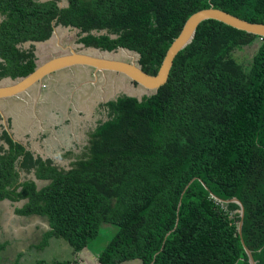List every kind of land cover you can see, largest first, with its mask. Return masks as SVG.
<instances>
[{
	"label": "trees",
	"instance_id": "obj_1",
	"mask_svg": "<svg viewBox=\"0 0 264 264\" xmlns=\"http://www.w3.org/2000/svg\"><path fill=\"white\" fill-rule=\"evenodd\" d=\"M210 6L264 23V0H0V80L32 72L35 43L57 25L86 48L134 51L155 74L187 17ZM256 41L249 64L237 62ZM101 106L88 153L67 168L1 129L0 201H23L17 214L45 216L46 238L74 251L116 225L101 264H249L238 204L215 199L236 197L241 238L264 264V37L203 20L165 84Z\"/></svg>",
	"mask_w": 264,
	"mask_h": 264
},
{
	"label": "rangeland",
	"instance_id": "obj_2",
	"mask_svg": "<svg viewBox=\"0 0 264 264\" xmlns=\"http://www.w3.org/2000/svg\"><path fill=\"white\" fill-rule=\"evenodd\" d=\"M64 4H66V1L60 2V5ZM56 30L59 36V44H73L74 47L77 46L89 52L97 51L96 49L91 47L86 48L80 47L78 45L79 43H77V39L79 34L77 29L68 26L57 25ZM104 32L105 31H102V33ZM257 45L258 41L250 46L244 47L242 50L233 52L232 56L237 60V62L247 66ZM62 50L63 49L57 44L56 37L53 35L48 40L36 43L33 54L37 64H39L40 62L47 59L50 55L59 53ZM103 53H106L109 56H113L115 58L117 57L124 60L130 59V57L127 56V54H130V52L120 49H115L109 53ZM81 67H74V70L76 71V69H80ZM71 70L73 71V68ZM62 74L68 75L69 70L64 69L62 71ZM105 74H107L108 77L105 81H102V78L99 77L93 82L81 84L80 90L90 89V96L92 97V99L91 102L83 106V109H80L74 115L78 118L80 117V121L78 120V118L77 120H74V117L71 118L72 120H74L72 124L69 122V119L65 116L64 113L66 103L63 96L64 93L68 94L70 92V90L72 89V84H75L74 80H71V78H67V81L65 80L66 82L63 83L60 81V78H46V87H44V90L42 89V91L44 92L41 93L39 101H36V116L39 118V120L38 118L37 120L32 119L33 117L30 115V111L33 106V100L31 96L27 98L28 103L21 102L16 105V110L22 109L24 117V120L21 119L23 130H20L19 134L24 135V133H27L28 138H25V136H23L24 139H28L32 146L37 147L38 150L47 151L48 154H52V156L55 157L56 160L57 158H60V161H62L63 163H61L60 161L56 162H59L66 168L68 167V164L71 160L86 155L88 153L87 147L90 139L89 136L93 131L96 122L98 121L95 118L105 117V112L103 110V107L101 106V104L104 103V100L113 98L121 93L139 97L142 94L148 92L138 84H134L125 76L117 75L114 72L110 71H106ZM93 78H91L90 80H92ZM45 89L47 91H45ZM103 91H105V94L102 98ZM49 92H52V95L48 94ZM100 92L102 94L101 97ZM54 94H58L59 97H57V95L54 96ZM7 102L10 103L9 99ZM47 102H49V104L46 108H44L43 106ZM97 102L100 105V114L95 112V109H93L94 103L98 104ZM96 108H98V105ZM68 110L70 111L71 109ZM81 117L87 118V121H84ZM26 130L28 131L25 132ZM29 131H31L32 135ZM36 132L38 133V135L35 134L36 136L33 137L34 133ZM87 133L90 134L88 135ZM37 142H40L41 145H37ZM49 142H52L55 145V147L51 151H48L47 144ZM38 185H40V183H38ZM22 203L23 201L16 202L18 206H20ZM0 208L1 210L3 209L2 206H0ZM4 209L8 212V209ZM7 212H3L2 215L0 214V219L5 220ZM48 230L49 228L46 231L42 232L39 237H37V235H33V237H31L33 240L29 242V248L26 249L20 256V262H22L23 264H81L80 257L85 258V256L83 255L85 254L86 257L88 255L90 259L87 260V263L84 262V264H99L98 255L105 244L117 231V226L111 223L103 222L100 226L98 235L93 239H89L86 249L88 251L87 253L86 250L83 249L80 250L79 253H75L68 242L62 237L52 235L46 238V233ZM0 231L2 232L1 228ZM32 234L33 232L31 233V235ZM15 238L17 237L15 236ZM2 239L13 240V238L11 236H8L7 234L1 236L0 241ZM13 254L17 258H13ZM78 254H80V256ZM16 260H18V254L14 253V248H12L11 250L8 248V250L2 252V264H13ZM120 264H141V262L138 259H130L121 262Z\"/></svg>",
	"mask_w": 264,
	"mask_h": 264
},
{
	"label": "water",
	"instance_id": "obj_3",
	"mask_svg": "<svg viewBox=\"0 0 264 264\" xmlns=\"http://www.w3.org/2000/svg\"><path fill=\"white\" fill-rule=\"evenodd\" d=\"M206 19H215L234 28L264 37V23L247 21L213 6L201 8L187 17L179 34L173 39L170 46L166 50L157 72L155 74H149L143 71L136 62L139 56L138 53L127 50L124 47H118L117 49L130 52V54H127V56L130 57L129 60L109 56L103 52L109 53L111 51L100 50L98 48H94L97 50L96 52H89L83 49H75L72 44H67L65 46L59 44V36L56 30L57 26H54L51 37L53 35L56 37L57 44L65 52L58 55H53L51 58H48L40 64H37L34 70L28 73L26 76L18 77L15 80H11V82L7 84H3V81H0V99L17 96L19 93L24 92L36 84H41L44 86L43 80L47 75H50L55 71L77 65L92 68L94 73L93 75H95V77L98 72L104 73L105 71H110L116 73L117 75L127 77L130 81L138 84L147 91H156L160 86L166 83L176 54L192 41L193 37L195 36L197 26L200 22ZM78 45L80 47H84L81 43ZM6 130L9 131L8 128H6ZM14 141L18 140L14 138ZM215 199L223 204L229 202H235L238 204L240 218L237 224V230L240 235L244 251L247 255L248 263L256 264V261L252 255V251L244 244V241L241 238L244 216L243 204L236 197L226 200L217 197H215Z\"/></svg>",
	"mask_w": 264,
	"mask_h": 264
},
{
	"label": "crops",
	"instance_id": "obj_4",
	"mask_svg": "<svg viewBox=\"0 0 264 264\" xmlns=\"http://www.w3.org/2000/svg\"><path fill=\"white\" fill-rule=\"evenodd\" d=\"M39 43V42H38ZM45 61V60H44ZM36 62V59H35ZM43 62V61H42ZM41 63V62H40ZM39 63V64H40ZM37 64V62H36ZM77 67V66H75ZM81 67V66H78ZM72 69V68H70ZM69 70V69H68ZM72 70H69V74L70 75H64L62 74L61 70H59V75H63L62 78L58 75H51L49 78H60V81L65 83L67 80V78H71V80L73 79L75 84H72V89L70 90V92L64 93V100L66 103L65 106V116L69 119V122L72 124L74 120H77L78 117L74 116L80 109H83V106L87 105L89 102H91L92 97L90 96V89H81V84L87 83V82H92V80L90 77H88L89 73H90V68L89 67H81L80 69H76V71L74 70L73 67V72H71ZM55 76V77H54ZM57 76V77H56ZM59 76V77H58ZM16 79V78H15ZM12 78H2L3 84H7L10 83L11 80H15ZM96 80V78H94ZM66 80V81H65ZM70 81V80H69ZM43 84H46V80H43ZM46 87V86H45ZM42 89L44 90V86H42L41 84H36L35 86L25 90L24 92L19 93L17 96L14 97H7V98H3L0 99V131L1 129H5L8 128L9 133H13V138L19 140H21V143L26 145V142L28 139H24L23 136H25V138H28V134L24 133V135L19 134L20 130L22 129V120H24L23 117V112L22 109H18L17 108V104L24 102V103H28L27 98L31 96L32 100H33V106L32 109L30 111V115L33 117L32 119L37 120V116H36V101H39L40 95L42 92ZM47 91V90H45ZM48 94L52 95V92H49ZM104 94V93H103ZM58 94H54V96ZM60 95V94H59ZM102 95V94H101ZM100 95V97H101ZM14 98V99H11ZM103 98V95H102ZM9 99L10 103L7 102ZM41 100V99H40ZM6 102V103H4ZM52 102V101H51ZM49 102L45 103V105L43 106L44 108H46L48 106ZM71 104V105H70ZM71 107H70V106ZM95 105V103H94ZM93 105V106H94ZM86 108V107H85ZM13 109V111H12ZM68 109H71L70 111ZM10 110V111H9ZM67 113V115H66ZM74 117V120H72L71 118ZM19 118V119H18ZM82 118V117H81ZM84 121H87V118H82ZM97 119V118H95ZM39 120V118H38ZM78 120L80 121V117L78 118ZM28 130H26L25 132H27ZM30 134L32 135L31 131H29ZM38 135V133H34L35 137L36 135ZM30 137V136H29ZM29 143V149L35 151L36 154L41 155L43 158L45 157H52L54 159V161H60V158H56L52 156V154H48L47 151H40L38 150L37 147H33L32 144L30 143V141H28ZM37 145H41L40 142L36 143ZM48 146V151L53 150V148L55 147V145L52 142H49L47 144ZM41 147V146H40ZM58 152V151H57ZM56 152V153H57ZM61 163H63L62 161H60ZM33 175V174H31ZM37 183H40V185H42L44 182L42 180H36ZM0 206L3 207V209L1 210L0 208V214L2 215L3 212H7V210H5L4 208L8 209L7 212V216L5 217V220L0 219V228L2 230V232L0 231V237L7 234L8 236H11L13 238V240L11 239H2L0 241V243L4 244V248L2 250H8V248L11 250L12 248H14V253L18 254V259L20 258V256L22 255V253L28 249L29 247V242L31 240H33L31 237H33V235H37V237H39L42 232L46 231L49 228V223L47 221V219L45 218V216H40L37 214H31V215H21V214H17L15 212V208L18 206L16 204V202H11L7 199H4L2 201H0ZM33 232V234L31 235V233ZM15 236L17 238H15ZM15 238V239H14ZM35 238V237H34ZM87 246H85L83 248V250H86ZM82 250V249H81ZM1 252V254H2ZM75 253H79V251H74ZM88 251L86 250V253ZM83 253V252H82ZM81 253V254H82ZM80 256V254H78ZM85 256L84 257H80V262L81 264L87 263V260L90 259V257L85 254H83ZM76 257V254H75ZM13 258H17L14 256L13 254ZM99 262V261H98ZM99 264H101L99 262Z\"/></svg>",
	"mask_w": 264,
	"mask_h": 264
},
{
	"label": "flooded vegetation",
	"instance_id": "obj_5",
	"mask_svg": "<svg viewBox=\"0 0 264 264\" xmlns=\"http://www.w3.org/2000/svg\"><path fill=\"white\" fill-rule=\"evenodd\" d=\"M56 41H57V39H56ZM35 44H36V43H35ZM65 45H67V44L65 43L64 46H65ZM72 46L74 47L73 44H72ZM74 48H75V49H81V48H79V47H77V46L74 47ZM63 52H65V51L62 50V51H60L59 53L52 54V55H50L48 58H51L53 55H58V54H61V53H63ZM48 58H47V59H48ZM45 60H46V59H45ZM136 62H137V61H136ZM73 67H75V66H73ZM73 67H70V68H73ZM77 67H78V65H77ZM70 68H65V69H67V70H68V69L71 70ZM63 70H64V69H61V72H62ZM71 72H73V71H71ZM108 72H109V71H108ZM105 73H106V71H105L104 73L98 72L97 75H96V77H95V75H92V74H94V73H93V69L91 68L88 77H90V78H93V77H94V78H96V79L100 77V78H102V81H105V80H107V78H108V77H107V74H105ZM55 74H58V75H59V71H55V72H53L52 74L47 75L44 79L46 80V78H49L51 75H55ZM115 74H116V73H115ZM68 75H70V74H68ZM59 76L62 78L63 75H59ZM59 76H58V77H59ZM54 77H55V76H54ZM56 77H57V76H56ZM3 78H11V77H10V76H6V77H3ZM94 78L92 79V82L95 80ZM89 80H90V79H89ZM61 81H63V80H61ZM44 87H45V85H44ZM45 90H46V89H45ZM103 93L105 94V91H103ZM104 94H103V96H104ZM100 95H101V92H100ZM113 98H114V97H113ZM110 99H112V98H110ZM107 100H109V99H105L104 102H106ZM97 103H98V102H97ZM102 104H103V103H102ZM97 105H98V108H96ZM99 106H100L99 103H98V104H95V105L93 106V107H94L93 109H95V112H97L98 114H100L99 111H101L100 108H99ZM96 120H99V117H98ZM87 127H89V126H87ZM87 130H88V129H87ZM87 134L89 135L90 133H87ZM12 135H13V133H12ZM13 136H14V135H13ZM12 138H13V137H12ZM89 138H90V136H89ZM13 139H14V138H13ZM21 140H22V139H19L18 141L21 142ZM28 141H29V140H27L26 143H28Z\"/></svg>",
	"mask_w": 264,
	"mask_h": 264
}]
</instances>
